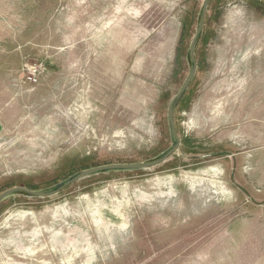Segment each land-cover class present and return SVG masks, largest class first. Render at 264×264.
<instances>
[{"label": "rangeland", "instance_id": "374dc122", "mask_svg": "<svg viewBox=\"0 0 264 264\" xmlns=\"http://www.w3.org/2000/svg\"><path fill=\"white\" fill-rule=\"evenodd\" d=\"M203 0H0V192L155 159ZM179 147L0 201V264H264V0H209Z\"/></svg>", "mask_w": 264, "mask_h": 264}, {"label": "water", "instance_id": "95a60500", "mask_svg": "<svg viewBox=\"0 0 264 264\" xmlns=\"http://www.w3.org/2000/svg\"><path fill=\"white\" fill-rule=\"evenodd\" d=\"M208 1L209 0H203L198 27H197V30H196L194 37L192 38V40L190 42V45H189V56H190V59L192 62V67L189 71L187 78L185 79L184 83L182 84L181 88L171 98V100L168 104L169 127H170L171 134H172L173 138L175 139L174 144L170 148H168L164 153H162L161 155H159L155 159L147 161V162H143V163H113V164L99 165V166L83 169V170L77 172L76 174L70 176L66 180L62 181L57 186H55L51 189H48V190H33V189H29V188L24 187V186L9 187V188L3 190L2 192H0V201L2 199H4L5 197L13 194V193H25V194L34 195V196L53 195V194L59 192L60 190H62L63 188L67 187L69 184L73 183L74 181L79 180L82 177H85V176L92 174V173L110 170V169H145V168H149L151 166H154V165L161 163L168 156H170L179 147V144H180V139L177 136L176 129H175L174 118H173V109H174L175 101L182 95V93L186 89L188 83L190 82V80H191V78L194 75L195 70H196V62L193 58V50H194L195 42H196V40H197L198 36L200 35L201 30H202V26L204 23L205 10H206V6H207Z\"/></svg>", "mask_w": 264, "mask_h": 264}]
</instances>
